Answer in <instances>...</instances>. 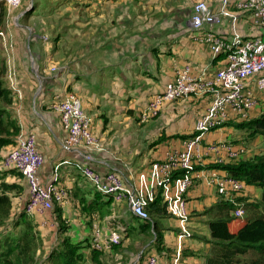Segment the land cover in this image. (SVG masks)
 <instances>
[{"label":"crops","instance_id":"crops-1","mask_svg":"<svg viewBox=\"0 0 264 264\" xmlns=\"http://www.w3.org/2000/svg\"><path fill=\"white\" fill-rule=\"evenodd\" d=\"M194 1L23 0L16 9L5 6L10 18L4 16L2 25L10 49L5 57L4 84L11 90L12 101L0 100V108L10 110L20 131L36 134L45 158L39 169L43 184L54 180L58 163L80 160L82 152L90 151L96 169L116 170L124 183L131 185L138 171L148 169L152 161L183 149L212 92L164 101L155 115L144 117L143 113L181 67L188 66L192 75L213 78L226 62L224 54L212 53L205 35H231V21L194 29L190 22ZM230 2V8L236 11V0ZM210 3L217 9L220 1ZM236 27L245 36L264 33V23L255 24L248 13L238 14ZM250 88L258 103L249 114L230 110L216 129L204 134L193 184L187 193L188 236L178 237L179 220L169 214L154 217L158 232L154 226L143 228L149 220L133 214L126 200L118 202L90 189L78 170L68 167L58 180L68 192L65 202L53 211L31 213L24 209L28 200L26 179L15 170L0 168L6 182L21 185L19 191L11 192V218L25 211L42 236L43 249L60 247L68 239L82 242L89 264L92 250H103L91 245L95 223L104 232L117 223L126 229L118 248L104 253L108 264H145L149 254H156L161 264H170L178 243H182L181 264H205L211 247L206 210L223 198L233 201L239 194L258 200L262 195V188L256 185L244 184L242 191L233 196L220 193L217 185L218 179L229 175L220 164L264 152L262 135L258 136L262 145L252 148L256 139H250L246 130L235 125L264 112V91L252 84ZM70 92L81 98L91 118V130L98 140L91 149L83 142H67L56 104ZM221 141L241 148L239 156L234 159L211 147ZM9 147L0 149V155ZM150 221L154 224L152 216ZM235 225L232 230L239 224ZM148 231L153 237L144 243Z\"/></svg>","mask_w":264,"mask_h":264},{"label":"built area","instance_id":"built-area-1","mask_svg":"<svg viewBox=\"0 0 264 264\" xmlns=\"http://www.w3.org/2000/svg\"><path fill=\"white\" fill-rule=\"evenodd\" d=\"M8 9L20 7L23 0H4ZM215 9L210 0H195L190 22L194 29L205 25L231 21L232 34L223 35L208 32L205 40L209 43L212 53L217 56L224 54L226 62L219 67L213 78L195 76L188 66L177 70L176 75L168 81L164 89L157 93L143 113L144 117L155 115L164 101L186 99L195 95L212 92L209 104L195 121L194 133L185 139L181 150L170 152L164 159L154 160L148 169L138 172L135 181L126 185L116 170L102 171L92 165L93 155L90 151L82 152L81 159L75 160L78 172L92 185L93 189L115 201L126 200L133 214L143 220H151L148 206L161 194L170 216L179 220L181 239L189 235L187 221L189 218L187 193L194 180V172L198 160V151L202 146L204 134L216 129L230 114L248 115L251 108L258 103L252 84L258 91H264V33L245 36L238 31L236 22L238 14L248 13L255 24L264 23V0H236L230 8V0H219ZM1 28V27H0ZM0 29V36H4ZM58 69V68H57ZM56 108L60 113L62 125L67 133L69 145L83 142L89 149L97 146L98 140L91 130V118L83 109L81 98L73 92L58 101ZM219 148L231 158H237L241 148L225 145V141L211 144ZM45 158L37 145L36 134L31 131H20L15 145L0 160V168L14 169L21 173L28 184V200L25 204L27 213L54 210L57 205L65 202L67 189L58 184V169L72 161L64 160L54 168V180L43 184L39 169ZM218 191L233 196L242 191L244 182L228 175L217 180ZM244 208L236 207L233 214L242 217ZM126 233L121 223L114 224L108 232H104L98 223L94 224L91 245L95 248L109 249L123 240ZM182 243H178L170 264H181ZM145 264H161L156 254H149Z\"/></svg>","mask_w":264,"mask_h":264},{"label":"trees","instance_id":"trees-1","mask_svg":"<svg viewBox=\"0 0 264 264\" xmlns=\"http://www.w3.org/2000/svg\"><path fill=\"white\" fill-rule=\"evenodd\" d=\"M6 74L7 66L4 60L2 63L0 62V100L10 103L12 101L11 90L4 84ZM235 125L238 128L245 129L248 135L249 133L251 135L260 134L264 137V112ZM19 131L20 126L16 119L10 115V110L1 107L0 149L6 146H14ZM220 166L226 169L230 176L243 181L244 184L260 186L262 195L260 199L247 200L250 202H245L240 206L245 210L242 217H236L233 214L237 207L234 201H237L238 197L233 201L223 198L206 210L210 217L209 242H211V247L205 256V264H264V152L256 153L248 158H241L235 163L220 164ZM15 171L21 174L19 171ZM20 188V184L6 182L0 171V230L4 231L8 221H15L18 217L21 218L16 225L22 228L16 236L4 234L6 235L4 238L6 242L5 251L0 252V264H33L37 252L43 246V239L39 230L25 211L20 216L17 215V217L11 218V192L13 189L19 191ZM148 209L154 224L149 220L147 224L143 225V228L154 226L156 232H158L154 217L168 215L161 194L148 206ZM240 219L241 222L237 228L232 230V222L240 221ZM147 237L152 239L153 234L151 231H148L143 238L144 243L148 241L146 240ZM121 242L113 245L116 247L115 249L118 248ZM82 247V242H74L68 239L62 246L53 248L49 258L52 259L53 264H78L79 258L83 256ZM107 252L112 251L110 249H107V251L106 249H93L91 264H108L106 261L107 255H104ZM54 259H57V261H54Z\"/></svg>","mask_w":264,"mask_h":264},{"label":"rangeland","instance_id":"rangeland-1","mask_svg":"<svg viewBox=\"0 0 264 264\" xmlns=\"http://www.w3.org/2000/svg\"><path fill=\"white\" fill-rule=\"evenodd\" d=\"M5 6H7L6 3L3 0H0V18H1L0 19V22L2 21V19L4 18V16H6V18H10V15H8L7 9H6ZM0 27H1L0 29H4L5 28V25H2V23H1L0 24ZM21 34H24V33H21ZM6 36H7L6 33H5L4 36H0V62L1 63L5 60V57L7 55V50L10 49V48H8L9 45H10L9 39L6 38ZM262 107L264 109V103H263ZM240 129H243V128H240ZM248 136L250 137V139H256V141L251 145L252 148H255L256 146L262 145L263 140L258 139L259 138L258 136H261L260 134L251 135L249 133ZM12 147L13 146L9 147L8 149H10ZM248 149H247V151H248ZM0 158H1V156H0ZM66 167H68L69 169H72V170L77 171V168H76L77 166L75 165V162L74 161H72L71 164H64L61 168L58 169L59 178L61 177V175L64 174V171H66ZM146 169L147 168L142 169V170H140L138 172L145 171ZM60 186H62V185H60ZM89 186H90V189L93 190L92 185L90 184ZM236 197H238V199H237V201H234V204L237 207L242 206L245 202H250V201H247V200H250V199L248 197H245L244 195H239L238 194ZM105 208H107V206ZM20 218L21 217L16 218L15 221L9 220L8 223L6 224L5 228H4V231H1L0 230V252H4L5 251V243L6 242L4 241L5 240L4 238H5L6 235L8 234V235H15L16 236L21 231V229H22L21 226L16 225V223L19 221ZM240 222H241V219H240V221L239 220H236L235 222H232L231 226L234 227V226H236L235 224H239ZM5 233H6V235H4ZM149 239H150V237H147L146 238V240H149ZM113 247L114 246H112L109 249L112 250ZM50 249H51L50 247L49 248L46 247L44 249L42 248L41 250H39L37 252L36 256H35V261H34L33 264H53L52 259L49 258L50 257V254H51V250ZM82 250H83V248H82ZM86 252H87L86 251V248H84V250H83V256H82V258H79L78 264H89L88 260L86 259L87 256H89V255H87ZM54 261H57V259H54Z\"/></svg>","mask_w":264,"mask_h":264},{"label":"clouds","instance_id":"clouds-1","mask_svg":"<svg viewBox=\"0 0 264 264\" xmlns=\"http://www.w3.org/2000/svg\"><path fill=\"white\" fill-rule=\"evenodd\" d=\"M3 1H4V0H3ZM4 2H5V1H4ZM5 28H6V27H5ZM5 28H4V31L6 30ZM5 33H6V32H5ZM2 157H3V156H2ZM0 160H1V159H0ZM23 178H24V177H23Z\"/></svg>","mask_w":264,"mask_h":264}]
</instances>
